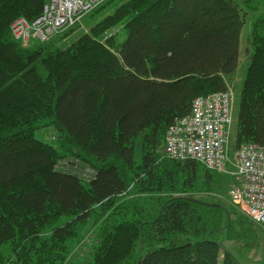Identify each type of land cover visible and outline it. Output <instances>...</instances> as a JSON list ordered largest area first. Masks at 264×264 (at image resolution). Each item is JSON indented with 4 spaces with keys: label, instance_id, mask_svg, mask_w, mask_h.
<instances>
[{
    "label": "trees",
    "instance_id": "obj_1",
    "mask_svg": "<svg viewBox=\"0 0 264 264\" xmlns=\"http://www.w3.org/2000/svg\"><path fill=\"white\" fill-rule=\"evenodd\" d=\"M252 1L109 0L66 44L26 46L9 23L45 0H0V264H243L224 241L251 224L196 198L212 173L162 146L195 96L227 88L245 4L258 15L233 148L264 143V0Z\"/></svg>",
    "mask_w": 264,
    "mask_h": 264
},
{
    "label": "built area",
    "instance_id": "obj_2",
    "mask_svg": "<svg viewBox=\"0 0 264 264\" xmlns=\"http://www.w3.org/2000/svg\"><path fill=\"white\" fill-rule=\"evenodd\" d=\"M102 0H48L42 15L27 33V20L18 17L10 24L14 37L23 34L41 37L50 34L53 26L66 21L75 24L89 8ZM41 22H47L42 30ZM66 28V27H65ZM58 32V31H57ZM232 91L196 96L186 115L177 116L164 134V152L171 159H192L208 170L228 173L234 177L228 200L249 220L264 228V143L252 142L233 148L230 155L229 125L231 123Z\"/></svg>",
    "mask_w": 264,
    "mask_h": 264
},
{
    "label": "rangeland",
    "instance_id": "obj_3",
    "mask_svg": "<svg viewBox=\"0 0 264 264\" xmlns=\"http://www.w3.org/2000/svg\"><path fill=\"white\" fill-rule=\"evenodd\" d=\"M254 2V0L252 1ZM255 4V3H253ZM110 10V6H106L105 8L101 9V11L98 12H90L86 15H84L81 19V27H75L73 31V35L71 36L70 33L65 35H59V31L62 30L65 27H68V22L63 21L59 23L58 25L53 26L51 29L50 34L45 35V39H42L41 41L45 42H36L34 41V38L29 39L28 35L24 36L23 34L19 35L17 38L18 42H23L26 44V46L31 45H38L41 46L45 45H59L62 46L66 44L69 40H72L74 37L79 35L80 33L84 32L89 28L90 25H93L96 21L101 19V17L105 14H107V11ZM43 11V9H42ZM42 11L33 19L29 20L27 19V25H25V30L27 33H30L32 30V25L36 19L40 15H42ZM245 14V22L242 23L241 26V34L239 36V56H238V62H237V68L235 70V73L231 77V79H228L232 90V104H231V123L229 125V146H230V155L233 154V146L235 144V136H236V121H237V114H238V108H239V101H240V92L242 88V83L244 79V75L246 72L247 65L249 63L248 61V50H250V39L248 37V34L251 30L252 23H254L256 16L258 15L257 11L252 10L251 8H248L245 4L244 12ZM261 14V17L263 16L262 12L259 11ZM48 23L47 22H41L40 26L42 27V30H44ZM63 27V28H62ZM59 28H61L59 30ZM59 30V31H58ZM55 31V32H54ZM58 31V32H57ZM54 32V33H53ZM28 40V41H27ZM196 97V96H195ZM194 97V98H195ZM193 98V99H194ZM192 99V101H193ZM192 103V102H191ZM163 147V146H162ZM77 169L82 170V167H77ZM212 173L214 182L212 183V191H205V192H198L194 195L196 198H202L214 202V201H221L222 203H225L227 207L235 208L236 212L233 215V219H243L242 222H236V224H251V230L245 231L242 229V235L233 240H225V245L231 250V252L237 257V259L242 262L243 264H264V228L256 224L255 222L249 220L247 217L242 218L241 215H243L241 212H239V209L237 207H234L228 200V189L234 180V177L228 173H224L221 171L216 170H210ZM213 200V201H211ZM241 213V214H240ZM245 216V215H244ZM240 228L241 231V227ZM246 233V234H245ZM93 237V231L90 228V230L85 233L83 236V239L81 240L90 243L92 241ZM86 247L84 248V250ZM222 257V254L220 255V259Z\"/></svg>",
    "mask_w": 264,
    "mask_h": 264
},
{
    "label": "water",
    "instance_id": "obj_4",
    "mask_svg": "<svg viewBox=\"0 0 264 264\" xmlns=\"http://www.w3.org/2000/svg\"><path fill=\"white\" fill-rule=\"evenodd\" d=\"M201 202H203V201H201ZM203 203L208 204V205H218L219 206V204H217V203H211V202H203ZM229 223H230V219L228 218L227 224H229Z\"/></svg>",
    "mask_w": 264,
    "mask_h": 264
},
{
    "label": "clouds",
    "instance_id": "obj_5",
    "mask_svg": "<svg viewBox=\"0 0 264 264\" xmlns=\"http://www.w3.org/2000/svg\"><path fill=\"white\" fill-rule=\"evenodd\" d=\"M19 17V16H18ZM18 17H16V18H18ZM16 18H14L12 21H14ZM12 21L9 23V25L12 23ZM227 86H229L230 88H231V86H230V84H229V82L227 81ZM226 86V87H227ZM227 89V88H226ZM232 91V90H231ZM216 92H218V91H216ZM211 93V92H210ZM197 96H199V95H197ZM165 134V133H164ZM163 149H164V145H163Z\"/></svg>",
    "mask_w": 264,
    "mask_h": 264
},
{
    "label": "bare ground",
    "instance_id": "obj_6",
    "mask_svg": "<svg viewBox=\"0 0 264 264\" xmlns=\"http://www.w3.org/2000/svg\"><path fill=\"white\" fill-rule=\"evenodd\" d=\"M62 28H63V27H62ZM60 29H61V28H59V30H60ZM59 30H58V31H59ZM54 32H55V31H54ZM54 32H53V33H54ZM40 40H42V39H40ZM27 41H28V40H27ZM23 42H24V41H23Z\"/></svg>",
    "mask_w": 264,
    "mask_h": 264
}]
</instances>
